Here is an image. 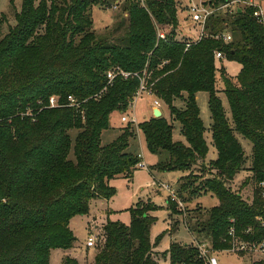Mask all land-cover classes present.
Wrapping results in <instances>:
<instances>
[{
  "label": "trees",
  "instance_id": "obj_1",
  "mask_svg": "<svg viewBox=\"0 0 264 264\" xmlns=\"http://www.w3.org/2000/svg\"><path fill=\"white\" fill-rule=\"evenodd\" d=\"M110 1L24 0L18 24L0 39V264H50L53 249L76 247L72 217L88 214L94 199L113 197L117 190L111 180L131 178L142 160L131 146L137 127L151 153L168 152L155 169L188 172L204 161L210 145L197 100L201 91L209 93L217 150L209 163L210 173H216L196 187L192 180L184 182L177 195L186 201L208 192L217 196L219 204L192 229L209 237L214 249H232L231 227L243 240H264V225L257 219L264 218L260 190L249 202L227 187L245 162L241 136L252 145L251 171L264 181V28L253 9L210 17L207 35L191 41L177 39V0H124L128 17L115 29L122 33L111 39L95 33L90 14L93 5ZM166 25L172 29L161 38L159 28ZM227 26L230 42L216 38ZM217 50L241 65L236 81L226 76ZM111 71L116 74L112 81ZM218 71L231 119L216 87ZM122 72L140 74L125 78ZM142 77L172 120L162 114L137 127L129 122L104 144L111 114L128 111ZM52 95L58 96L56 106H51ZM69 95L78 105L70 104ZM174 121L180 122L186 143L174 140ZM188 188L190 196L184 197ZM167 203L171 215L181 213L177 201L170 197ZM157 208L150 200L139 201L130 208L129 224L109 219L93 264H158L155 249L164 235L151 240L157 220L151 211ZM164 254L170 264L204 262L197 246L177 241ZM60 264L81 263L65 256ZM253 264H264V258Z\"/></svg>",
  "mask_w": 264,
  "mask_h": 264
},
{
  "label": "rangeland",
  "instance_id": "obj_2",
  "mask_svg": "<svg viewBox=\"0 0 264 264\" xmlns=\"http://www.w3.org/2000/svg\"><path fill=\"white\" fill-rule=\"evenodd\" d=\"M24 0H0V39L3 38L12 27H15L17 22V14L21 12ZM40 0H37L39 2ZM204 0H193V2L202 5ZM190 0H177V9L179 17V27L177 29V39H188L193 41L197 36L196 32L200 29L198 25L191 22L187 13ZM239 2V1H238ZM142 4H145L141 1ZM50 4V3H49ZM124 0H111L109 4H95L90 9V14L93 18L92 29L99 35H108L111 39L119 36L122 30L115 32L116 27L124 20H127L128 12L124 9ZM224 15V14H222ZM231 28V26H228ZM161 30L166 34L171 31V26H163ZM192 35L194 36L193 38ZM218 61V60H217ZM225 64L226 76L236 81V77L240 71V64L234 60L222 59ZM219 67V66H218ZM220 68V67H219ZM140 74V72H137ZM147 87V81L142 78ZM141 81V82H142ZM148 87V89H149ZM216 87L220 91L219 95L222 97L223 104L228 116H230V107L228 99L223 92L224 79L220 71L217 72ZM153 94L149 95L146 91L140 95L134 103V111L122 112L120 110L114 111L110 116V124L117 126L110 128L103 132L102 141L104 144L115 139L122 128L126 127L127 121L122 120V116L126 114L128 117L135 118L140 124L143 121L149 120L154 116L151 114L150 105L153 103ZM58 100L57 95H52L51 99ZM198 104L200 107V115L203 119L205 128L208 130L212 123L211 112L209 108V93L201 91L198 93ZM151 103V104H150ZM178 107L183 106L182 101H176ZM165 112V116L169 118V108L165 105L161 107ZM230 112V113H229ZM232 118V117H231ZM230 118V119H231ZM170 119V118H169ZM172 120V119H170ZM136 127L137 125L133 123ZM174 140H180L186 143L185 137L181 133V124L174 121ZM78 131H72V136L75 137ZM242 141L250 142V140L241 136ZM251 143V142H250ZM132 149L136 148V153H144V159L147 163L146 167L136 166L131 178L125 176H117L111 180V184L116 188V193L109 199L108 202L102 200H92L89 206V212L86 215H75L70 221V227L74 234L77 236L75 243L76 247L71 249L72 254H77L81 264H93L94 255L98 252L104 244L105 236L103 226L105 221L115 220L124 224H129L131 220L130 208L136 206L139 201L147 202L152 201L157 205V210L151 211L157 220L151 229V240L156 242L159 236L164 235L159 246L155 249V256L158 264H170L169 256H165L164 251L169 249L170 243L177 241L180 244H190L196 246L197 243H206L211 245V239L206 235H200L198 232L193 231V227L198 223L205 221L209 216L211 207L219 204V199L211 192L203 193L200 196L193 197L191 201L182 200L185 204L184 209H177L181 211L180 214H172L171 221H169L170 209L168 208L167 200L171 194L162 183L170 184L177 189L184 183L193 181L192 187H196L203 182L207 176H213L215 170L211 172L210 160L217 157V150L210 143V151L204 161L194 165L188 172L183 171H161L155 169L154 166L168 158V152L153 154L146 145L145 137L142 130L136 128V135L131 140ZM245 162L243 169L235 175L232 180L227 181V187L234 192H239L249 202L253 201L254 195L258 190L261 192L260 182L256 179L254 173L251 171L252 166V150L244 145ZM247 147V148H246ZM252 147V146H251ZM204 163V164H203ZM193 176L185 178L189 173ZM186 175L183 179L179 180L182 176ZM155 184V185H154ZM188 188L184 191L183 196L189 197L190 190ZM181 198V197H180ZM182 199V198H181ZM186 199V198H185ZM96 218V221H93ZM170 222V223H169ZM95 223L99 226L95 227ZM101 223V224H100ZM174 232L171 236L168 230ZM97 235V245L95 247L87 246V239L90 235ZM234 242V240H233ZM60 249V248H59ZM57 249L52 251L50 264H60V254L56 252ZM212 252L219 259L220 264H253L254 261L264 258V254L260 252H242L238 249L231 250H218L212 247ZM64 258V257H63ZM76 258V257H75Z\"/></svg>",
  "mask_w": 264,
  "mask_h": 264
},
{
  "label": "built area",
  "instance_id": "obj_3",
  "mask_svg": "<svg viewBox=\"0 0 264 264\" xmlns=\"http://www.w3.org/2000/svg\"><path fill=\"white\" fill-rule=\"evenodd\" d=\"M144 2V0H140ZM239 1V2H238ZM202 5H199L193 0H190L187 13L190 17V20L195 25H198L200 28L196 34L197 36L194 38L195 41L201 39L203 36L207 35V29H206V23L209 20L210 17L218 15V14H224V15H234L237 11L245 10L248 7H251L253 9V17L255 20L264 28V0H231L224 4L215 5L210 0H204ZM159 37L165 38L166 33L159 28ZM193 38V37H191ZM216 38L222 39L224 42H230L233 40V33L228 29V26L221 32H219L216 35ZM215 57L217 60L225 59V54L217 50L215 52ZM125 78H128L129 76H139V74L136 73H129V72H122ZM116 74L115 72L111 71L108 73V77L110 78V81H112L115 78ZM143 78V77H142ZM141 78V81H142ZM145 80V78H144ZM146 81V80H145ZM149 87V86H148ZM147 85H145V82H140V86L136 92L135 100L134 102L129 106L128 111H132L134 107V103L136 102V99L143 94L144 91H146L149 95H152V90L149 87L148 89ZM68 100L71 105H78V102L73 95L68 96ZM154 105L157 107L161 106V102L159 99L155 98ZM51 106L58 105V100L52 98L50 100ZM123 121L132 122L134 124H137V120L133 117H128L126 114L122 116ZM136 126V127H137ZM141 157L142 154H139ZM138 167H146V164L142 162V160L137 164ZM162 185L167 188L171 194V198L178 203V207L180 209H184L185 204L184 202L178 197L176 188L172 187L170 184L162 183ZM260 188H261V195L264 198V181L260 182ZM257 219L261 222L262 225H264V218L262 216H258ZM251 230L249 228L248 232ZM229 236L232 238L233 247L232 249H238V251L242 252H260L264 254V240L261 242H249L246 240L241 239L237 233L234 227H231L229 232ZM98 236L97 235H90L87 239V246L88 247H95L97 245ZM234 240V242H233ZM200 252V257L203 259V264H220L219 259L216 255L212 252V247L210 245H207L206 243H197L196 245ZM231 250V249H230Z\"/></svg>",
  "mask_w": 264,
  "mask_h": 264
},
{
  "label": "crops",
  "instance_id": "obj_4",
  "mask_svg": "<svg viewBox=\"0 0 264 264\" xmlns=\"http://www.w3.org/2000/svg\"><path fill=\"white\" fill-rule=\"evenodd\" d=\"M192 37H194L193 35H192ZM195 40V39H194ZM226 60V59H225ZM223 64H224V62H223ZM224 66H225V64H224ZM241 66V65H240ZM241 68V67H240ZM154 99H155V97H153ZM197 98H198V93H197ZM222 98V97H221ZM227 98V97H226ZM228 99V98H227ZM198 100V99H197ZM229 102V101H228ZM151 104V103H150ZM224 105V104H223ZM183 106H184V103H183ZM182 106V107H183ZM162 107V104H161V106L160 107H158L160 110H161V112H162V114H164L165 115V112L163 111V109L161 108ZM229 107H230V105H229ZM150 108H151V114H153V112H154V109L155 108H157V106H155L154 105V101H153V103H152V105H150ZM225 108V107H224ZM134 111V109L132 110V112ZM226 111V110H225ZM230 113V112H229ZM229 118H231V113H230V116H228ZM138 122V121H137ZM212 124V123H211ZM210 124V125H211ZM111 125V128H116L117 126H113L112 124H110ZM210 128H209V130H208V136L206 135V138H207V140H208V143H209V145H210V143H212V138H211V126H209ZM206 133H207V130H206ZM240 138V141H241V143H242V145L244 146V145H247V147L248 148H250L251 150H252V145H251V143L250 142H246V141H242V138L241 137H239ZM112 140V139H111ZM246 147V148H247ZM138 154H142V156H141V159H142V162L143 163H145L146 164V166H147V163H146V161H145V159H144V153H138ZM215 159V158H214ZM211 160H212V158H211ZM155 185V184H154ZM94 200H102L103 202H108L109 200H105V199H94ZM169 221H171L170 219H171V212H170V214H169ZM93 221H96V222H98L97 220H96V218L93 220ZM107 221H105L104 223H106ZM170 223V222H169ZM101 224V223H100ZM97 226H99V224H97V223H95V227H97ZM170 231V229L168 230V232ZM171 236V235H170ZM159 247V249H161L160 248V246H158ZM157 248V247H156ZM57 250H56V252H58L59 254H60V261H61V259H63V257H65V256H72V257H76V258H79L78 257V255L77 254H72V251H70L71 249H73V248H71V249H68V250H65V249H59V248H56ZM55 249H53L52 251H54ZM52 251H51V253H52ZM94 257H95V255H94Z\"/></svg>",
  "mask_w": 264,
  "mask_h": 264
},
{
  "label": "water",
  "instance_id": "obj_5",
  "mask_svg": "<svg viewBox=\"0 0 264 264\" xmlns=\"http://www.w3.org/2000/svg\"><path fill=\"white\" fill-rule=\"evenodd\" d=\"M154 116L155 117H160L162 115V112L161 110L157 107L154 109V112H153Z\"/></svg>",
  "mask_w": 264,
  "mask_h": 264
}]
</instances>
